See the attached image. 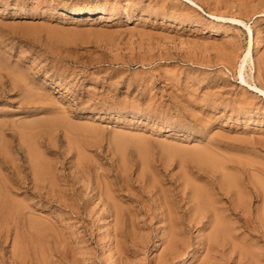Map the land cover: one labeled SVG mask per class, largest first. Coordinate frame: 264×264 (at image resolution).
I'll use <instances>...</instances> for the list:
<instances>
[{
	"label": "rangeland",
	"instance_id": "1",
	"mask_svg": "<svg viewBox=\"0 0 264 264\" xmlns=\"http://www.w3.org/2000/svg\"><path fill=\"white\" fill-rule=\"evenodd\" d=\"M195 1L0 0L2 263L264 264V0Z\"/></svg>",
	"mask_w": 264,
	"mask_h": 264
},
{
	"label": "bare ground",
	"instance_id": "2",
	"mask_svg": "<svg viewBox=\"0 0 264 264\" xmlns=\"http://www.w3.org/2000/svg\"><path fill=\"white\" fill-rule=\"evenodd\" d=\"M193 3H195V4H197L196 3V1L195 0H191ZM235 3V2H234ZM238 3V2H237ZM233 4V3H232ZM241 4V3H240ZM245 3H243V5H244ZM225 5V4H224ZM228 5H229V3H228ZM231 5V4H230ZM237 5V4H236ZM232 6V5H231ZM245 6V5H244ZM248 6V5H247ZM247 6H246V8H247ZM234 7H237L238 8V6H234ZM233 7V8H234ZM76 8V7H75ZM74 7H73V9H75ZM240 8H242V6L240 5ZM243 9H245L244 7H243ZM69 10V9H68ZM216 10V9H215ZM237 10H241V9H237ZM248 10H249V7H248ZM91 11V10H90ZM98 11V10H97ZM104 11V10H103ZM218 11V10H217ZM242 11V10H241ZM253 11V10H252ZM85 12V11H84ZM99 12V11H98ZM220 12V11H219ZM219 12H218V14H219ZM233 12V11H232ZM245 12H246V10H245ZM76 13V12H75ZM89 13V12H88ZM107 13V12H106ZM234 13V12H233ZM242 13V12H241ZM210 14H212V15H214V16H218V17H222V18H228L229 16H224V15H218L217 13H215V12H210ZM235 14H239V12H237V13H235ZM248 14V13H247ZM82 15H83V13H82ZM90 15H92V14H90ZM242 15V14H241ZM244 15V14H243ZM89 18H90V16H89ZM92 18V17H91ZM234 19V20H238V21H240V22H243V23H245V24H247L244 20H242V19H239L237 16H231V19ZM87 19V18H86ZM248 25V24H247ZM217 30V29H216ZM251 55V49H249L248 50V52L245 54V57H243V62L241 63V66L240 67H242L243 65H244V63L246 62V60H247V58L249 57ZM10 68V67H9ZM12 68V67H11ZM11 70V69H10ZM12 70H13V68H12ZM241 70H242V68H241ZM13 73H14V70L12 71ZM16 72V71H15ZM18 72V71H17ZM16 72V74L19 76V75H21V73L19 74V73H17ZM22 72V71H21ZM13 73H11V74H13ZM14 75V76H17V75ZM23 74V73H22ZM24 75V74H23ZM23 75H22V77H23ZM259 76V75H258ZM20 77V76H19ZM21 77V79H25V76L22 78ZM15 79H17V78H15ZM244 79V78H243ZM245 80V79H244ZM243 81V80H242ZM24 82V81H23ZM21 84H22V82H21ZM25 84H26V82H25ZM25 84H23V88H24V85ZM30 85V84H29ZM30 86H32V85H30ZM29 86V87H30ZM28 86H25V88H27ZM256 87H258V86H256ZM24 88V89H25ZM28 90L30 89H32V88H27ZM26 89V90H27ZM258 89H259V87H258ZM28 90H27V93H28ZM260 90L261 91H264V89H261L260 88ZM32 91H33V89H32ZM32 91H30V93L28 94L29 96H30V94H32L33 92ZM35 92H37V91H35ZM35 92H34V94H35ZM33 94V95H34ZM26 95V94H25ZM24 95V96H25ZM28 95H26V96H28ZM37 96V95H36ZM41 97V96H40ZM26 98V97H25ZM34 98V97H33ZM27 102V101H26ZM48 117V116H47ZM52 118V117H51ZM37 119V118H36ZM41 119H43V118H41ZM44 120V119H43ZM42 120V121H43ZM35 120L33 119V122H34ZM40 121V120H39ZM42 121H41V123H42ZM24 123V122H23ZM22 123V124H23ZM40 123V124H41ZM45 123V122H44ZM43 123V124H44ZM20 124H21V121H20ZM33 124V123H32ZM31 124V125H32ZM39 124V123H38ZM39 124V125H40ZM28 125H29V120H28ZM30 125V126H31ZM10 126V125H9ZM19 127V126H18ZM26 127V126H25ZM39 127V126H38ZM32 128H33V126H32ZM35 128V127H34ZM47 128V127H46ZM28 129H29V127H28ZM19 130V129H18ZM25 130H27V129H25ZM4 132V131H3ZM27 132V131H26ZM34 133V132H33ZM20 134V133H19ZM21 135V134H20ZM32 135V134H31ZM1 137V136H0ZM27 144H28V142H27ZM223 162V161H222ZM226 163V162H225ZM39 167V166H38ZM227 172V171H226ZM1 173V172H0ZM225 173V172H224ZM229 173H230V171H229ZM229 173H228V175H229ZM37 175V174H36ZM256 175H258V174H256ZM6 176V175H5ZM262 180V179H261ZM4 183V182H3ZM263 183V182H262ZM261 185V184H260ZM7 186V185H6ZM192 190H193V193H194V197H195V199L196 200H194L195 201V203L196 204H194V208H193V210H191L190 211V216H191V218H193V219H195L196 217H198L197 216V214H200V216H201V219H203L204 217L205 218H208V220L210 221H212V220H214L215 221V225H213L212 226V229H211V231H210V233L205 237V240H207L208 242H211L213 245H215V246H217L218 244L220 245V243H221V241L223 242L222 244H229L230 243V246L234 249V246H237L236 245V242H234V235H233V233H232V230H233V228H234V226H232V225H230L229 223H227V221L225 220V217L222 215V213L219 211V207H218V205H216V203H215V200H214V198L213 199H211V197H210V194L206 191V190H203V189H201L200 187H198L197 189H193L192 188ZM238 196V195H237ZM264 199V198H263ZM8 200V199H7ZM1 204H2V207H0V211H1V208H2V211H1V213L2 214H5L7 211H8V209L11 207V205L9 204V202L8 201H5L4 199H3V201L1 200V197H0V206H1ZM18 205V204H17ZM243 205V204H242ZM174 212V211H173ZM0 213V214H1ZM18 213V212H17ZM1 214V215H2ZM174 214V213H173ZM8 218V217H7ZM175 220V219H174ZM199 221H202V220H199ZM231 223V222H230ZM245 223H247V219L245 220ZM264 226V225H263ZM4 228H5V226H4ZM10 230V229H9ZM24 231V230H23ZM165 230L163 229V231H162V233H161V235L159 236V238H157V240L155 241V243H154V251H156V250H159L161 247H162V244H161V240L163 239V237H164V234H165V232H164ZM11 233V232H10ZM11 236V235H10ZM12 237H13V235H12ZM22 238V237H21ZM30 240V239H29ZM32 240V239H31ZM174 240V239H173ZM224 241H226V242H224ZM30 243V242H29ZM26 245H28V244H26ZM25 245V246H26ZM37 245V244H36ZM2 246V245H1ZM19 246V249H18V251H17V249L16 250H10L11 251V261L9 262L8 261V263H7V261H6V263L5 262H3L4 264H28V260H30V259H28V255H27V253H26V250L24 249L25 247H23L22 246V242L18 245ZM38 246V245H37ZM44 246V245H43ZM4 247V246H3ZM16 247V246H15ZM202 247H203V245H201L200 246V250L199 251H202ZM249 247V246H248ZM35 248V247H34ZM40 248V247H39ZM187 248V247H186ZM239 248V247H238ZM236 249V248H235ZM28 250V249H27ZM36 251V250H35ZM188 251V250H187ZM242 253H243V255H244V257H246L247 259H248V261L249 262H251V261H253V260H255V259H257L256 257H257V255L252 251V250H250V251H252V253L251 252H249L248 251V249L246 250V249H242ZM2 252V251H1ZM43 252V251H42ZM46 252V251H45ZM5 253V252H4ZM44 253V252H43ZM257 254H259V253H257ZM2 255V254H1ZM40 255V254H39ZM45 255H47V254H45ZM192 255V251H188V252H186V254H185V256H184V258H187V257H190ZM260 255V254H259ZM5 256V255H4ZM3 256V257H4ZM9 257H10V255H9ZM32 257V256H31ZM41 257V256H40ZM49 257V256H48ZM259 257V256H258ZM6 258H7V256H6ZM41 259H42V257H41ZM44 260H45V258H44ZM4 261V260H3ZM42 261V260H41ZM247 261V262H248ZM260 261V260H259ZM47 262V261H46ZM49 262V261H48ZM47 262V263H48ZM256 262V261H255ZM258 262V261H257ZM2 262H1V260H0V264H3ZM43 263V262H42ZM45 263V262H44ZM46 263V264H47ZM52 263V262H51ZM29 264H35V262H34V257H32L31 258V261H30V263ZM50 264V263H49ZM258 264V263H257Z\"/></svg>",
	"mask_w": 264,
	"mask_h": 264
}]
</instances>
